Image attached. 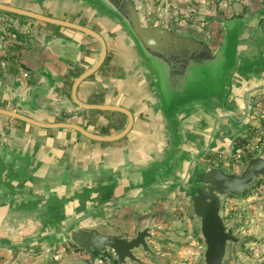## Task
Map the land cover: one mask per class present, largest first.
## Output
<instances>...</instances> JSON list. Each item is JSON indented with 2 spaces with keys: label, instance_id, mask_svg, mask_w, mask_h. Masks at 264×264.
<instances>
[{
  "label": "water",
  "instance_id": "obj_1",
  "mask_svg": "<svg viewBox=\"0 0 264 264\" xmlns=\"http://www.w3.org/2000/svg\"><path fill=\"white\" fill-rule=\"evenodd\" d=\"M44 13L84 17L106 27L122 55L113 77L141 104L149 139L73 153L50 135H32L0 124V250L21 256L45 254L55 259L59 246L85 251L90 264H144L137 252L152 257L155 218L140 219L136 234H101L116 210L153 211L175 194L188 201L206 245L205 264H226L230 243L241 239L222 216L223 199L239 197L264 176V155L252 157L241 173L225 166H206L209 153L227 155L261 112L264 96V3L247 0L242 16L214 20L223 30L214 49L199 31L143 20L135 0H18ZM0 11L54 26L77 30L101 45L97 61L80 73L71 98L82 109L116 112L128 117L112 134H96L72 120L57 119L50 107L61 93L58 75L50 68L33 70L38 80L0 79V115L45 130L69 129L97 142L112 143L133 129L134 115L123 107L87 103L78 97L81 84L103 67L107 51L96 30L47 14L0 2ZM44 49L46 42L35 30ZM76 67V66H74ZM71 70L76 69L71 66ZM86 114V113H85ZM84 116V115H83ZM82 117V116H81Z\"/></svg>",
  "mask_w": 264,
  "mask_h": 264
},
{
  "label": "rangeland",
  "instance_id": "obj_2",
  "mask_svg": "<svg viewBox=\"0 0 264 264\" xmlns=\"http://www.w3.org/2000/svg\"><path fill=\"white\" fill-rule=\"evenodd\" d=\"M247 0H135L141 18L157 16L156 24L168 26L172 20L181 29L200 31L213 44L214 49L222 41L223 30L214 18L216 10L224 16H242ZM264 3V0H251ZM190 19V20H188ZM44 25L29 19L0 11V71H14L21 74L19 68L25 70L22 61L23 48L29 42L30 26ZM47 26V25H45ZM16 35V37L14 36ZM27 34V35H26ZM27 37V39H26ZM112 50L109 63L113 60ZM65 95L66 93L63 92ZM67 100V96L62 98ZM256 109L261 117H255L247 131L248 154L237 163L234 157L221 158L216 166H225L228 171L241 173L243 167L251 159L249 156L262 153L264 155V96L256 101ZM59 107L52 110L57 119L67 120V116L58 115ZM81 114L80 116H82ZM67 118V119H66ZM246 144V145H247ZM258 146V147H257ZM219 156V155H218ZM215 165V164H212ZM117 219L111 222L112 228H102L103 233L112 235L136 234L140 219L155 218L153 226L154 238L150 240L154 250L152 257L137 252L144 264H205L206 245L200 234V227L188 201L171 194L165 202H159L148 214H137L135 209H124ZM222 216L228 228H233L241 239L239 244L230 243L226 264H264V176L258 183L246 190L239 197L226 196L223 199ZM62 250L54 264H90V256L68 245ZM106 264H113L110 255L100 256ZM25 258H22L24 261ZM23 264H41L40 257L26 259ZM136 264V263H134Z\"/></svg>",
  "mask_w": 264,
  "mask_h": 264
},
{
  "label": "crops",
  "instance_id": "obj_3",
  "mask_svg": "<svg viewBox=\"0 0 264 264\" xmlns=\"http://www.w3.org/2000/svg\"><path fill=\"white\" fill-rule=\"evenodd\" d=\"M0 2L22 7V8L29 9V10H33L35 12H39L42 14H47L54 18L64 19V21L68 20V21L76 22L78 24L82 22V23L87 24L88 27H92V28L94 27V28L103 30L105 38L108 40L111 46V49H113L115 52L113 60L111 61L110 65L107 66L104 70L96 73V75H93L92 77H90L88 80L84 81L81 84V86L78 89V97L82 101L86 99H90L91 97L97 100V97L100 94H102L103 96H105L104 102H98V103L91 102V103L123 106L129 109L133 113L134 119H135L133 129L127 135L125 140L116 141V142L108 143L105 145L94 143L89 138H86L85 136L81 135L79 132L74 131V130H69V129L45 130V129L35 128L23 122L14 120L6 116H1V115H0V124L10 125L12 127L17 128L18 130L30 133L32 135L53 136L59 139V142L65 149L73 153L99 151V150L105 149L110 146H119V145H124L126 143H135V142H139V141H143V140L151 138L150 131H149V123H148V120L143 115L139 100L137 99V97L133 95V93L128 91L126 87H124L123 84H121L118 79H115L113 77V71L116 70V67L121 63L122 55L120 53L121 49L114 35L106 27L96 24L95 22H92L80 16H71L68 14H59V13H50V14L44 13L18 0H0ZM229 17H234V15L229 16ZM29 21L38 22L32 19H29ZM35 25L36 26H30V30H28L29 42L27 43V46L23 48L22 50L24 51L25 54H22L21 56L22 58L21 62L26 68L25 70L31 73L30 80L25 79L22 76V74L18 75L17 73H14V71L13 72L12 71L10 72L0 71V79H1L2 74L5 75V78H8V79H13L16 76H19L23 78V80H25L27 84L30 85L38 80V77L33 72V70L35 69L41 70L44 67H48L52 69L58 75L59 80H60L59 82L61 84V93L57 96V103L50 107L51 114L53 115L52 108L58 106L59 100L62 102V104L66 105V107L69 105L68 99L66 101L62 99L63 97H65V95L63 94V86L66 81L65 79L69 77L70 75L76 74L79 71H81L80 73H82L84 70L92 66L97 61L101 50L97 51L96 44L94 43V40L96 39L91 40L87 38L86 36H83L84 33H81V32H79L81 34L74 33V32H71L72 31L71 29L60 27V26H54L50 24L48 26H45V25L41 26L35 23ZM35 30L39 31L44 37V40L46 42V46L44 49H40L42 46V43L36 38L34 34ZM71 66L76 69L71 70L70 69ZM21 69L23 68H19V70ZM83 115L82 117L80 115L73 117L77 119L72 122L78 123V122L85 121L86 119L89 118L88 112ZM100 119L101 121L105 123L112 121L110 120L111 118H109L108 115L101 116ZM81 125L86 126L85 124H82V123ZM112 125L115 127V124H112ZM94 132H96V134L97 133L102 134L98 130ZM231 153L232 151H230L227 155H224V157L228 158L231 155ZM209 155H213L216 157L209 158ZM217 156L218 155L209 153L205 158L202 159L203 164L206 166H216V165L209 164L208 160L217 158ZM207 158L208 160H206ZM172 194H175V192H173ZM124 209H135L136 210V208L134 207H123V208L116 210L115 217L108 221L109 225L99 227L98 231L101 234L112 236V234L103 233L101 229L102 228H112L113 226L111 222L117 219L119 216V213H121L122 211H125ZM68 245L59 246L55 254V259L50 264H54L57 261V256L62 252V250L69 248ZM73 248L75 247L73 246ZM75 249L77 250V248ZM33 257H37V258L40 257L41 264H44L45 254L37 255V256H21L18 259L19 264H23V262L26 259L33 258ZM11 258L12 257H11L10 251L0 250V264H8L11 261ZM22 258H25L24 261L22 260Z\"/></svg>",
  "mask_w": 264,
  "mask_h": 264
},
{
  "label": "flooded vegetation",
  "instance_id": "obj_4",
  "mask_svg": "<svg viewBox=\"0 0 264 264\" xmlns=\"http://www.w3.org/2000/svg\"><path fill=\"white\" fill-rule=\"evenodd\" d=\"M38 23H41V24H44V25H49L47 23H43L41 21H38ZM81 25H84V26H88L87 24L85 23H80ZM92 28V27H90ZM94 30H96L97 32H99L105 39L106 43H107V48L109 49L107 51V57H106V60H105V63L103 65V67L101 68V70L99 72H101L102 70H104L107 66L110 65L109 61H110V58H111V53H112V50L111 49V46L108 42V40L105 38L104 36V32L103 30H100V29H97V28H92ZM72 30V29H71ZM71 32H74V33H79L80 31H77V30H72ZM82 33V32H81ZM79 33V34H81ZM83 35V34H82ZM83 36H86L87 38L91 39V40H94L95 38L87 35L84 33ZM94 43L96 44V48H97V51L101 50V45L98 41L94 40ZM81 71L77 72L76 74L74 75H70L69 77H67L65 80V83H64V86H63V92H65L66 96H67V99H68V103L69 105L66 107V105L62 104V102L59 100V103H58V106L59 109H58V113H56L57 115L56 116H60L62 118V116H67L69 114V119L72 120L73 117L75 116H79L81 114H85L88 112L89 114V118L86 119L85 121H82V122H75L77 124H85L86 128L91 130V131H100V133L102 134H112V133H115L117 131H119L123 126H125L126 122H127V119L128 117L126 115H123V114H120V113H116V112H106V111H100V110H97V109H91V110H85V109H82L78 106H76L71 98V93H70V90H71V86L74 82V79L80 74ZM28 80H30V77L28 78ZM94 96V95H93ZM105 100V96H103L102 94H100L98 97H97V100H95V98H90V99H86L84 101H86L87 103H91V102H104ZM55 107H53L52 109H54ZM108 115L109 118H111L110 120L112 121H109L108 123H105L103 121H101L100 117L101 116H106ZM66 118V119H67ZM67 119V120H69ZM63 120V119H61ZM74 121V120H72ZM112 124H115V127L112 125ZM96 129V130H95ZM80 135V134H79ZM127 137V136H126ZM125 137V138H126ZM125 138L121 139V140H125ZM119 140V141H121ZM92 142L94 143H99V144H102V145H105V144H108L107 142H97V141H94L92 140ZM123 234H120V235H112V236H121ZM80 252H84L86 253L85 251H80ZM87 255V253H86ZM115 264V263H113Z\"/></svg>",
  "mask_w": 264,
  "mask_h": 264
},
{
  "label": "built area",
  "instance_id": "obj_5",
  "mask_svg": "<svg viewBox=\"0 0 264 264\" xmlns=\"http://www.w3.org/2000/svg\"><path fill=\"white\" fill-rule=\"evenodd\" d=\"M188 20H190V19H188ZM190 29V28H189ZM197 31V30H196ZM200 32V31H199ZM14 36L16 37V35L14 34ZM21 74H22V76L25 78V79H28L29 77H30V75H31V73L29 72V71H26V70H23V69H21ZM244 135H247V132L244 134ZM243 135V136H244ZM250 144V141H249V143L246 145V146H244V147H242V148H239L238 150H237V152H233L232 151V153H231V155H230V157H234V155H235V158H236V162L237 163H239V162H241L242 161V158H245L248 154H250V153H253L254 151H252L253 149H249L247 146ZM258 147V146H257ZM234 153V155H232ZM223 156L222 155H219L217 158H214V159H209L208 160V163L209 164H215L216 165V163H218V162H221L222 161V158Z\"/></svg>",
  "mask_w": 264,
  "mask_h": 264
},
{
  "label": "trees",
  "instance_id": "obj_6",
  "mask_svg": "<svg viewBox=\"0 0 264 264\" xmlns=\"http://www.w3.org/2000/svg\"><path fill=\"white\" fill-rule=\"evenodd\" d=\"M248 139H249V138L247 137V135H244V136L239 137L238 140H237V142H236V146H235L233 152L235 153V152H237V150H238L239 148H242V147L246 146V144H247V142H248ZM210 157H216V156L209 155V158H210ZM217 157H218V156H217ZM249 157L252 158L253 155H250ZM206 160H208V158H207ZM77 250H78V249H77Z\"/></svg>",
  "mask_w": 264,
  "mask_h": 264
}]
</instances>
